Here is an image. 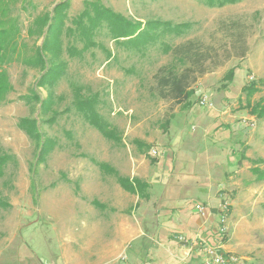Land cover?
<instances>
[{"label":"rangeland","instance_id":"1","mask_svg":"<svg viewBox=\"0 0 264 264\" xmlns=\"http://www.w3.org/2000/svg\"><path fill=\"white\" fill-rule=\"evenodd\" d=\"M62 1L10 0L11 14L21 28L20 47L23 42L29 47L42 44L43 37L31 36L28 30L38 16L49 14ZM86 1L69 0V16L79 15ZM99 1L131 19L169 20L189 27L182 35L163 37L143 53L118 44L104 28L95 38L98 46L80 57L65 53L68 67L54 87V111L60 113L52 123L43 120L54 116V111L41 115V101L32 98L33 90L42 98L48 95L36 85L44 71L26 65L17 55L1 64L11 89L0 100V156L11 158L0 177V264H64L68 258H63V246L72 249L71 262L94 264V253L112 240L96 235L104 230L111 210L98 205L100 218H94L90 202L80 203L72 195L75 192L79 197L84 175L90 168H99L92 160L108 158L120 149L129 155L141 154V165L150 173L152 165L173 167L177 160L170 159L171 152L181 142L177 131L181 126L184 136H190V140L185 137L192 143L189 148L202 152L201 165L190 160L186 167L200 172L210 185L208 194L190 192L176 204L180 213L195 218V205L204 203L212 216L206 231L208 244L203 248L208 260L202 264H212L209 248L237 256L233 264H264V179L252 171L255 166L264 167L259 162L264 160V118L250 111L243 89L254 82L258 85L250 104L264 97V0L222 6H210L205 0ZM188 40L200 43L208 71L193 83L194 94L186 107L162 96L155 75L160 67L175 61L172 53L164 51V42L175 45ZM231 69L234 79L224 80ZM71 81L84 86L83 96L98 94L99 111L122 132L121 143L105 138L84 119L75 105ZM205 96L212 105L201 104ZM24 117L37 118L40 132L55 140L44 161L39 160V142L19 125ZM63 189L64 196L58 198ZM223 202L229 204V215L226 231L220 232ZM154 209L152 204L146 206L145 226L150 234L156 224ZM163 219L158 218V223ZM142 239L150 250L158 237ZM125 252L131 263L132 251ZM112 264L128 261L120 258Z\"/></svg>","mask_w":264,"mask_h":264},{"label":"trees","instance_id":"2","mask_svg":"<svg viewBox=\"0 0 264 264\" xmlns=\"http://www.w3.org/2000/svg\"><path fill=\"white\" fill-rule=\"evenodd\" d=\"M205 1L210 6H222L241 0ZM85 3V9L75 17H70L67 12L70 7L69 0L57 4L49 14L44 13L38 16L34 22L35 26L28 30V34L42 36V44L29 47L26 42H23L22 47H20L18 39L21 28L18 19L11 14L10 0H0V100L11 89L8 75L1 64L12 59L14 55H17L26 65L38 67L44 71L36 85L45 88L48 95L42 98L35 90L32 92V98L41 101L40 110L41 115H43L55 110L54 87L68 67V61L64 54L66 53L70 57H80L85 51L98 46L95 38L100 29L108 28L112 38L118 44L143 53L148 46L156 44L158 40L162 42L163 37L173 33L182 35L189 27L187 23L174 24L169 20L131 19L107 7L99 0H88ZM77 42H81V47H78ZM163 47L165 52L172 53L175 61L160 67L155 75L162 96L170 97L178 103L189 102L190 97L194 94L193 83L198 75L208 71L204 65L206 54L200 51V43L193 40L175 45L164 42ZM234 74V69L229 70L225 74L224 80H233ZM70 84L75 96V105L84 119L92 127L99 130L105 138L121 143L122 132L106 120L99 111L98 94H85L86 96H83L84 86L78 85L74 81H71ZM243 89L248 98L247 106L250 107V111L257 117L264 118V97L252 104L249 103L251 96L259 89L256 82L248 84ZM23 98L30 99V96H23ZM58 113L60 112L54 111V116L43 121L55 122ZM166 122L169 123V120ZM19 125L30 138L39 142L41 146L39 160L44 161L47 154L56 145L55 140L45 137L40 132L37 118H21ZM80 155L87 157L85 153H80ZM10 158L11 156L6 154L0 156V177L3 175L4 166ZM259 160V162H264L262 159ZM92 161L102 171L116 175L117 180L126 190L138 193L143 198L149 197V184L145 180L130 179L120 175L114 167L106 162L94 159ZM252 171L257 174V178L264 179V167L255 166ZM2 202L0 200V203Z\"/></svg>","mask_w":264,"mask_h":264},{"label":"crops","instance_id":"3","mask_svg":"<svg viewBox=\"0 0 264 264\" xmlns=\"http://www.w3.org/2000/svg\"><path fill=\"white\" fill-rule=\"evenodd\" d=\"M184 104L186 107L189 106L190 100ZM192 127L195 128V125ZM177 131L182 143L180 142L171 152L170 159L177 160V165L173 167L160 169L152 165L150 173L147 166L141 165L144 161L141 154L140 157L129 155L126 150L120 149L111 152L108 158L96 160L108 163L122 176L145 180L149 184L148 198L126 190L117 180L116 175L102 171L98 165L99 168L96 170L90 168L92 171L84 175L80 196L73 192L74 199L80 203L85 204L87 200L90 202L89 210L94 214V218L95 215L100 218L98 205L110 207L111 210L109 219L103 223L104 230H99L96 235L108 236L112 240L107 247L94 253V264H112L120 258L128 261V264H202L203 261L208 260L204 258L203 248L206 243L208 244L206 239L209 231H206L211 226L208 221L213 220L212 216L201 217L195 207L198 217L192 218L180 213L176 204L179 200L188 197L190 192L203 190L208 194L210 185L203 181L200 172H192L186 167L190 160L201 165L202 152L194 149L193 146L189 148V144L192 143L185 140V137L190 140V136H184L182 126ZM134 157L136 160L133 159ZM67 191L71 195L70 190ZM62 194L64 196V189L58 193V198ZM150 204L155 207L153 216L156 221L151 234L146 232L145 226L146 206ZM162 216L164 219L158 223V218L160 220ZM175 227L180 231L175 230ZM145 235L158 237L150 250L141 243ZM183 237L187 241H178V238ZM127 249L133 254L131 263L125 252ZM72 254V249L63 246V258L64 260L68 258L64 264H75L70 259ZM77 264H86V262Z\"/></svg>","mask_w":264,"mask_h":264},{"label":"built area","instance_id":"4","mask_svg":"<svg viewBox=\"0 0 264 264\" xmlns=\"http://www.w3.org/2000/svg\"><path fill=\"white\" fill-rule=\"evenodd\" d=\"M208 97L205 96L201 100V104L206 105L208 104ZM209 105H212L209 103ZM196 210L199 213L200 216L202 217H209L211 214L207 212V207L204 204H196ZM220 224H219V231L220 232H225L226 231V226L228 225V215H229V204L227 202L221 203L220 206ZM220 248V247H219ZM209 252L212 253V264H233L238 261V257L235 255H227L226 253L218 250V249H213L209 248Z\"/></svg>","mask_w":264,"mask_h":264}]
</instances>
